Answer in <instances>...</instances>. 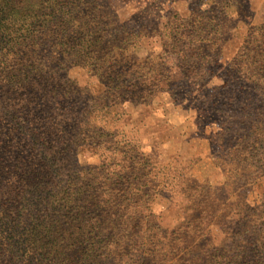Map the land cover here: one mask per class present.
Returning <instances> with one entry per match:
<instances>
[{"label":"rangeland","instance_id":"obj_1","mask_svg":"<svg viewBox=\"0 0 264 264\" xmlns=\"http://www.w3.org/2000/svg\"><path fill=\"white\" fill-rule=\"evenodd\" d=\"M33 4L50 21L0 64L4 182L42 151L64 220L137 264L264 249V0Z\"/></svg>","mask_w":264,"mask_h":264},{"label":"trees","instance_id":"obj_2","mask_svg":"<svg viewBox=\"0 0 264 264\" xmlns=\"http://www.w3.org/2000/svg\"><path fill=\"white\" fill-rule=\"evenodd\" d=\"M48 17L42 7H34L33 0H0V64L6 66L14 48L38 36ZM63 22L56 26H66ZM22 128L16 123V129ZM31 137L33 149L49 145L40 133ZM4 150L8 152L7 145L0 139V264H137L133 253L138 250L137 240L114 237L110 241L98 237L89 222L64 220L70 192L53 188L54 171L40 173L45 162L42 151L37 153L39 166L33 153L23 160L11 154L16 185L6 184ZM73 223L78 228H72ZM196 264H264V249L223 262L209 254L198 257Z\"/></svg>","mask_w":264,"mask_h":264}]
</instances>
